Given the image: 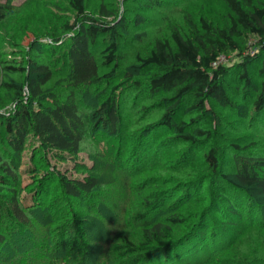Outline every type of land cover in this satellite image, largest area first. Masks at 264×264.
Segmentation results:
<instances>
[{"label": "trees", "instance_id": "16d2710c", "mask_svg": "<svg viewBox=\"0 0 264 264\" xmlns=\"http://www.w3.org/2000/svg\"><path fill=\"white\" fill-rule=\"evenodd\" d=\"M223 2L229 11L225 26L214 25L208 19L201 18L198 23L199 29L198 24L189 19L190 26L193 27L194 32H197L195 37L188 36L175 28L170 35L173 45L168 39H157L148 56L140 59L143 67H152L156 71L150 80V92L167 91L171 94L165 99L169 104L167 109L159 121L147 126V133L155 131L158 126L168 131L174 129L176 138L190 145L197 144L203 137L211 139L210 131L198 129L193 133L187 132V124L177 121L175 116L188 96L194 100L188 106L189 110L198 114L206 110V101L209 98L220 104L229 105L223 84V78L229 73L223 66H217L219 56L228 50L238 51L239 40L247 35L255 36L260 41L258 72L259 75L264 76V0H223ZM54 6L61 11L66 8L73 11L75 14L73 22L67 20L61 23L59 34H47L46 38L52 41L49 46H42L34 35L33 48L39 53L30 60L16 62V67L10 65L4 67L9 74L22 71L26 78L21 83L11 79L2 84L3 89L13 92V102L17 105L9 116L0 114L2 132L0 144H5L8 148L7 150L4 147L3 151L0 149V264H73L77 257L82 260L80 264L87 262L90 264L88 257L91 248L83 241L86 234L79 229L75 235H71L78 225L70 220L73 214L63 206L68 203L69 198L95 196L100 181L94 176L74 181L60 179L62 190L59 195L61 194L63 202L58 201L59 197H56L53 201L56 202V206L52 205V210H49L48 206L45 207L47 209L42 210H47L45 214L47 212L54 214L55 219L61 218L62 223L55 226L52 231L39 232L36 236L33 233L32 215L27 213L18 199L16 188L20 177L17 172L18 167L14 163L15 158L19 162L30 135H33L42 147L57 152V156L75 157L79 154L84 137L88 134V121H91L90 125L96 127L95 135L108 143L102 158H105L104 160L109 164V170L113 172L120 169L126 178L133 179H137L149 165L146 162L139 170L132 173L130 166L133 165L135 168L144 163L149 156V149L155 144L145 140L143 145L148 144L150 147L141 149V146L140 151L135 152L137 155L129 154L127 158L124 155L127 150L125 142L114 144L118 138L120 142L125 138V135L121 137L118 133L121 121L117 92L131 79L112 88L106 100L92 112L91 120H87L80 111L81 106L75 92L80 87L102 80V65L95 52L101 44L107 45V38L112 41L105 47L106 54L102 53L105 59L103 65L113 64V72L118 68L115 64L118 59L119 46L116 40L118 32L107 20L110 14L103 9V6L100 18L91 17L90 20L86 19L89 16L85 0H68V5L64 7L59 4ZM18 10L10 0L6 3L0 2V25L16 17ZM59 46H63L61 50L62 56L65 54L63 70L70 83L64 96L52 90L48 91L55 73V57L57 52H60ZM23 62L26 66L19 67ZM249 64L247 60L244 66ZM244 66H242L243 70ZM242 76L247 85L251 84L247 72ZM26 91L28 97L24 103ZM263 100L264 92L256 101L258 109L262 108ZM137 144L141 145L140 140ZM238 148V145L232 146L235 151ZM147 149L148 152H145ZM203 157L209 169L235 192L234 203L240 208L239 210L233 209L232 205H224V200L214 194L207 203V208L203 209L206 203L203 204L202 201V205H194L195 215L186 217L181 212L177 213L179 207L167 205L170 203L165 199V191H157L143 198L144 211L134 217L135 225L140 228L138 241L130 239L126 232L122 233L123 235L117 236L118 243H106L107 246L100 250L98 260L92 264L261 263L259 259L264 258V251L260 253L258 249L264 247V220L257 216L258 211L255 209L264 210V156L252 158L236 156L231 178L226 172L223 174L220 171L217 148H211ZM158 160L159 156L155 161ZM125 187L132 192L128 184H125ZM191 192L190 187L187 188L184 197L177 199L178 203H174V206H179L188 200L195 201L190 198ZM40 203L41 199L38 200V207L42 205ZM156 210L158 213L154 215ZM59 211L63 214L55 215ZM2 217L11 219L6 221L4 227ZM116 219L124 223L122 216H117ZM126 222L129 224L130 219L127 218ZM185 227L188 228L180 236L173 238L175 243L164 244L167 243L165 241L168 238L177 233L174 228L185 229ZM33 237L35 240H31ZM35 246L37 249H33ZM22 248L33 249L28 252L29 257L23 256L24 252H20Z\"/></svg>", "mask_w": 264, "mask_h": 264}, {"label": "rangeland", "instance_id": "374dc122", "mask_svg": "<svg viewBox=\"0 0 264 264\" xmlns=\"http://www.w3.org/2000/svg\"><path fill=\"white\" fill-rule=\"evenodd\" d=\"M8 1L0 0L2 3ZM10 1L19 10L16 17L0 25V114L6 116L15 110L17 103L13 102V92L3 89L2 84L11 79L21 83L26 76L22 71L9 74L4 69L5 65L16 67V62L21 63L22 60L27 61L36 56L39 52L33 48L35 41L33 36H37L42 46H49L52 41L46 38V35L59 34L61 23L67 20L73 22L75 17L74 12L66 10L67 8L62 11L55 9L54 5L57 4L63 7L68 5V0ZM85 5L89 16L87 20L91 17L99 19L103 9L110 14L107 20L118 32L116 40L119 48L118 59L115 61L118 68L115 72L112 71L113 64L103 65L105 47L112 39L107 38V45L101 44L95 52L102 65L103 78L99 82L90 83L76 90L80 111L87 120H91L92 112L106 100L112 88L131 79L117 92L121 121L118 133L121 137L125 135V138L121 142L118 138L114 144L125 142L127 150L124 155L127 158L129 154L137 155L135 152L140 151L141 146V149L148 147V144L143 145L145 140L150 143L155 142L149 149L147 161L135 168L133 165L130 166V173L139 170L146 162L149 167L147 166L146 171L137 179L126 178L120 169L111 172L106 159L102 158L108 143L95 135L96 127L90 125L91 121H88V134L84 137L77 156H57V152L42 147L39 141L30 135L19 162L15 158L14 163L18 167L17 172L20 177L16 188L18 199L27 213L32 215L33 233L36 236L39 232H50L62 223L61 218L55 219L54 214L48 212L45 214L47 210H42L48 207L52 210L51 206H56V202H53L56 197H59L58 201L63 202L61 194L59 195L62 190L60 179L84 180L89 176L99 179L95 196L69 198L68 203L63 206L73 214L70 220L78 225L71 235H75L79 229L85 232L86 237L83 241L92 249L88 257L92 264L98 260L100 250L105 248L107 242L118 243L116 242L118 235L126 232L130 239L138 241L140 228L135 225L134 217L144 211L143 198L157 191H165V199L170 203L167 205L179 207L177 213L181 212L186 217L194 216V205H202V201L203 204L206 203L203 209L207 208L206 205L214 194L224 200V205L228 204L232 205L233 209H240L234 203L235 192L209 169L203 155L211 148H217L220 171L229 174L230 178L234 171L236 156L239 158L264 156V102L262 108L256 107V101L264 92V76L259 75L258 72L260 41L255 36L247 35L239 40L238 51L228 50L219 56L217 66H223L229 73L223 78L229 105L220 104L209 98L206 101V110L198 114L189 110L188 106L194 100L188 96L175 116L177 121L187 124V132L193 133L198 129L210 131L211 139L203 137L197 144L190 145L177 139L174 129L168 131L158 126L155 131L147 133V126L159 121L167 109L169 104L165 99L171 94L167 91L150 92V80L156 71L152 67H143L140 59L148 56L157 39H168L171 42L170 35L175 28L188 36L195 37L197 32H194L193 27L190 26L189 19L198 24L201 18H205L214 25L225 26L229 11L223 0H85ZM198 28L200 29L199 24ZM62 48L63 46H59L60 52H57L55 57V73L48 91L52 90L64 96L70 83L63 70L65 54L62 56ZM247 60L250 64L244 66ZM25 66V62L19 64V67ZM245 72L251 81L249 85L242 76ZM25 95L24 103L27 101V91ZM138 140L141 145L137 144ZM233 145H238V150H233ZM4 147L5 144H0L2 151ZM247 147L249 148L246 149ZM6 149L8 150L7 147ZM145 152H148V149ZM163 153L166 155L163 156ZM114 156L116 157L115 152ZM158 156L159 160L155 161ZM125 184H128L132 192L126 189ZM189 187L192 191L190 198L195 201L188 200L179 206H174V203H178L177 199L184 197L185 190ZM40 199L42 205L38 207ZM124 201L125 203L127 201V204ZM255 210L258 211L257 216L264 220V210ZM156 213L158 210L154 211V215ZM61 214L63 213L59 211L55 215ZM117 216H122L124 223L116 219ZM127 218L130 219L129 224L126 222ZM7 220L11 219H3V227ZM187 228H174L177 233L168 238V241H165L167 243L164 244L175 243L173 238L180 236ZM31 240H35L34 237ZM31 250L22 248L20 252H24V257H29L28 252ZM258 251L261 253L264 247ZM259 260L262 262L258 264H264V258ZM80 261L82 260L77 257L73 264H80Z\"/></svg>", "mask_w": 264, "mask_h": 264}]
</instances>
